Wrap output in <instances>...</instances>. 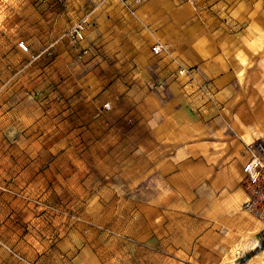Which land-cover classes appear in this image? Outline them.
<instances>
[{
	"label": "crops",
	"instance_id": "0c3cea01",
	"mask_svg": "<svg viewBox=\"0 0 264 264\" xmlns=\"http://www.w3.org/2000/svg\"><path fill=\"white\" fill-rule=\"evenodd\" d=\"M121 7L97 12L86 41L98 47L97 83H109L94 97L112 107L111 151L125 155L116 168L127 184L117 196L127 201V230L140 240L179 232L172 247L189 253L194 241L191 260L221 264L264 228L253 229L242 184L247 147L264 138V0H142L137 20L120 18ZM179 66L208 80L213 100L177 75ZM107 113L99 108L96 123ZM1 254V264H13ZM256 254L248 264L260 261Z\"/></svg>",
	"mask_w": 264,
	"mask_h": 264
},
{
	"label": "rangeland",
	"instance_id": "374dc122",
	"mask_svg": "<svg viewBox=\"0 0 264 264\" xmlns=\"http://www.w3.org/2000/svg\"><path fill=\"white\" fill-rule=\"evenodd\" d=\"M116 1L0 0V239L27 262L156 264L166 257V264H198L190 258L194 241L189 253L171 246L179 232L145 240L128 232L127 201L117 198L127 187L116 168L125 155L111 151L112 107H98L94 97L109 85L97 83L98 47L85 32L88 51L79 55L65 36L84 11L89 29L97 12ZM138 6L130 13L122 5L120 18H138ZM20 41L28 51L17 47ZM99 108L108 112L101 124ZM255 219L253 229L263 225ZM257 236L264 238V230L232 246L221 264H248L245 250ZM262 243L256 264H264Z\"/></svg>",
	"mask_w": 264,
	"mask_h": 264
},
{
	"label": "built area",
	"instance_id": "2783aa9c",
	"mask_svg": "<svg viewBox=\"0 0 264 264\" xmlns=\"http://www.w3.org/2000/svg\"><path fill=\"white\" fill-rule=\"evenodd\" d=\"M125 9L133 13L141 0H118ZM90 12L84 11L77 17L68 27L65 36L70 44L78 51V54L85 55L88 51L86 46L81 43L84 40L85 32L90 24ZM17 47L22 51H28L27 44L24 41L17 43ZM163 47L159 43L151 46V52L155 55L162 53ZM179 76H186L189 83H193L196 91H198L207 100H213V89L208 80H199L191 67L186 68L179 66L176 71ZM108 107V105H104ZM249 156L243 164L242 184L246 192V200L244 208L253 213L264 224V138L258 139L250 143L247 147ZM0 248L4 249L8 255L15 261L25 262L26 264H39L36 262H27L14 249L0 239ZM1 264V261H0ZM63 264V263H59Z\"/></svg>",
	"mask_w": 264,
	"mask_h": 264
},
{
	"label": "trees",
	"instance_id": "16d2710c",
	"mask_svg": "<svg viewBox=\"0 0 264 264\" xmlns=\"http://www.w3.org/2000/svg\"><path fill=\"white\" fill-rule=\"evenodd\" d=\"M264 229H262L263 232ZM261 247H263V243L262 241L259 242V244L250 252H248L246 254V258L250 257L252 254L256 253L257 251H259L261 249Z\"/></svg>",
	"mask_w": 264,
	"mask_h": 264
},
{
	"label": "bare ground",
	"instance_id": "6f19581e",
	"mask_svg": "<svg viewBox=\"0 0 264 264\" xmlns=\"http://www.w3.org/2000/svg\"><path fill=\"white\" fill-rule=\"evenodd\" d=\"M256 255H257V254H255V255L251 258V260H252V259H255V257H257Z\"/></svg>",
	"mask_w": 264,
	"mask_h": 264
}]
</instances>
